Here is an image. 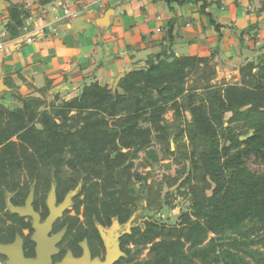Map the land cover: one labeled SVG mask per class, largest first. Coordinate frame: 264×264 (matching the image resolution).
Wrapping results in <instances>:
<instances>
[{
  "label": "trees",
  "instance_id": "1",
  "mask_svg": "<svg viewBox=\"0 0 264 264\" xmlns=\"http://www.w3.org/2000/svg\"><path fill=\"white\" fill-rule=\"evenodd\" d=\"M5 1L4 27L15 38L28 9L23 0ZM151 1L171 13L165 35L145 66L123 72L115 93L93 81L77 96L54 106L45 100L47 88L38 90L41 97H22L13 90L21 105L6 108V114L0 111V208L4 191L19 189L22 170L40 181L48 167L58 187L70 189L82 181L88 217L100 205L97 192L109 195L117 187L115 174L122 169L130 191L143 199L145 213L162 211L175 194L189 201L174 224L146 214L134 225V264H264V170L249 165L264 166V45L239 69L240 86L212 88L211 78L204 77V86L186 88L191 72L202 66L204 75V68L220 53L223 26L209 11L213 2ZM186 5L196 7L216 33L208 56L179 55L174 48L181 28L175 6ZM263 11L264 2L258 14ZM258 24L240 31L241 50L248 49L242 35L256 44L257 32L250 33L258 30ZM48 106L60 121L51 117L48 127L38 128L40 110ZM180 108L189 113V122L181 123ZM170 109L177 123L164 119ZM183 138L187 144L181 143ZM154 144L161 147L163 159L189 165L167 181L171 188L182 179L174 194L168 191L162 199L160 192L147 186L149 174L132 171L142 153L147 161L160 162ZM134 179L147 189L135 191ZM148 245L146 258L138 260Z\"/></svg>",
  "mask_w": 264,
  "mask_h": 264
},
{
  "label": "crops",
  "instance_id": "2",
  "mask_svg": "<svg viewBox=\"0 0 264 264\" xmlns=\"http://www.w3.org/2000/svg\"><path fill=\"white\" fill-rule=\"evenodd\" d=\"M21 1L14 2V0H10L12 3ZM32 1L23 0L25 5ZM34 1L38 2L41 8L49 10V6L51 7L57 0L46 6L40 4L41 0ZM68 1L74 4L73 6L78 11L83 10L84 17L82 21H80V18V20L78 18L69 20L61 17V14H58L56 20L48 11L45 22L49 26L42 35H38L33 39V43L25 44L23 40L14 41L7 46L3 53H0V82L4 86H6L5 84H12L17 87L15 91L22 97H41L38 90L47 88L44 96L45 100L49 94L55 93L56 95L60 92L61 94L54 97V101L51 102L57 100L54 104H58L59 101H68L78 95L83 85H89L93 82L86 83L90 80V77L103 70L101 62H98L97 68L93 70L92 74H87L92 67L90 63L95 54L100 55V50H94L98 40L103 45L100 60L103 59L102 61H106L114 67L112 69H116L117 64L121 63V60L117 58L122 55V51H117V46L120 47V50L124 46L130 61L134 60V45L139 46V49H146V46H149V53L155 54L158 51V44L165 35L164 31L166 30L164 29L167 28L168 19L171 17V13L166 6L153 3L151 0H142V5L132 4L134 0H116V4H119L120 1L126 4L125 9L120 12L121 18L118 20L121 34L118 36L104 35L100 38V34L103 32H100L97 28L93 30L88 24L92 25L91 23L94 20H91V15L98 13L97 18H99L103 16L104 11L108 10L107 0L101 2L98 0ZM207 1L213 2L209 11L215 15L217 22L223 26L220 33L222 35L221 42H224V46L229 44L232 49L235 33L258 22V30L250 33L257 32L256 44L254 45V42L251 41V46H248V43L246 45L248 46L247 51L251 54H254V50H257V53L261 52L259 47L264 45V41L258 39L264 38V11L261 14H258V11L264 0ZM215 3H219L220 8L216 7ZM7 5L8 3L5 0L0 2V11L2 12L0 15V29L6 25L8 20L5 9ZM100 5H103V9L99 8ZM175 13L181 26L177 30L178 36L181 37L179 43H181L182 49L188 52L187 54H181L176 51L177 54L208 56L210 52L207 53L208 46L205 44H216V33L208 20L199 15L198 9L191 5L178 7V9H175ZM60 22L62 24H59ZM134 36L138 37L137 41ZM177 40L176 38L175 43H177ZM221 42L219 47H222V45L220 46ZM175 46L177 45L175 44ZM221 50L223 51V47ZM110 57L113 59L112 61H109ZM112 69L107 70L111 72ZM6 87L9 89L8 91L14 90L8 86ZM5 98L10 102L14 100L12 95Z\"/></svg>",
  "mask_w": 264,
  "mask_h": 264
},
{
  "label": "flooded vegetation",
  "instance_id": "3",
  "mask_svg": "<svg viewBox=\"0 0 264 264\" xmlns=\"http://www.w3.org/2000/svg\"><path fill=\"white\" fill-rule=\"evenodd\" d=\"M48 170L47 167L42 172L40 181L30 179L22 170L19 189L4 191V206L0 208V244L13 245L19 238L23 258L35 261L39 259L37 237H44L45 264H134L132 238L134 225L141 223L138 218L140 210L137 207L134 212V202H121L114 192L119 185L109 195L97 192L100 205L86 217L82 181L70 189L58 187L53 173ZM52 187L54 192H51ZM51 193L54 199L52 208L59 213L47 227L45 222L51 212L47 201ZM128 193L134 196V192ZM67 195H71L70 201L65 204ZM29 198L30 209L38 217L37 227L33 216L14 214L7 206L9 199L13 207L26 208ZM0 257V264H5L7 257Z\"/></svg>",
  "mask_w": 264,
  "mask_h": 264
},
{
  "label": "rangeland",
  "instance_id": "4",
  "mask_svg": "<svg viewBox=\"0 0 264 264\" xmlns=\"http://www.w3.org/2000/svg\"><path fill=\"white\" fill-rule=\"evenodd\" d=\"M1 1L2 0H0V2ZM14 2H17V0H14ZM34 2H36V1L33 0L32 3H34ZM106 3H107V9L112 8L114 10V18H113V22H112V25L109 28V30L107 32L101 33L100 38L104 35L118 36L119 34H121V30L119 29V25H118V20L121 18L120 12L125 9L124 6L126 5L123 1H120L119 4H116V0H107ZM56 4H57V1H55L53 5L56 6ZM132 4L142 5V0H134L132 2ZM175 7L178 9V6H175ZM49 10H50V6H49ZM83 14H84L83 10H79L77 12V18L78 19L80 18L81 19V20L79 19L80 21H82V18L84 17ZM98 15H99L98 13H94L93 16L91 15V20L96 19L98 17ZM59 24H62V23L60 22ZM88 25L90 27H92L93 30H96V28H94L92 25H90V24H88ZM164 30H166V28ZM241 30H243V29H241ZM241 30H238L235 33V37L233 40L234 44H233L232 49H231V45L228 44V45L224 46L223 45L224 42H221L220 46L222 45L223 51L221 50L222 47H220V53L218 55H216L215 58H213V60L208 65V67L204 68V71H205L204 75L201 74L202 66L197 67V69H195L191 72V74L188 76V79L186 82V88L190 87L193 84L198 85V86H204L206 84L204 77L211 78V81L208 84L212 88H224L227 85H237V86L241 85L239 69L241 67H243L247 61L254 59L260 53V52L257 53L258 51L254 50V54H251L247 51V48L242 49V50L240 49L241 47H240V43H239L237 37L240 36ZM228 32H231V31H228ZM157 33H159V32L157 31ZM242 36H243L244 44L246 45L248 43V46H251V44H250L251 39H249L246 35H242ZM135 37H137V36H134V39L137 41L138 37L137 38H135ZM177 39H178L177 43H175L177 46L174 47L175 50L178 53L187 54L188 52L185 49H182V46H180L181 43H179L180 42L179 40L181 39V37L178 36ZM258 40L264 41V38L261 37ZM205 45L208 46V50H206L208 54L210 51H213V49L215 47V45L212 43H208ZM102 46H103L102 43H100L98 40L94 46L95 47L94 50L95 51L100 50L99 51L100 55L98 53H97V55L95 54L94 58L92 59V62L90 63L92 65V67L88 70L87 74H92L93 70L95 68H97L96 66L98 65V62H101L102 66H103V70H101V72H97L95 75H93V77H90V80H88L86 83L89 84L91 81H97L99 84L106 86L108 89L112 88L113 82H114L115 78L118 76L119 72L123 73L125 71L131 70L134 67H143V66H145L146 60L150 56L153 55L152 53H149L150 52L149 46H146V49H139V46L134 45V54H133L134 60L130 61V59H128V57H127L128 52H126L124 46H122L121 50H120V47L117 46L116 47L117 51L118 52L122 51V55H120L117 58V59L121 60V63L117 64V66L115 67L116 69H112L114 67H112L109 63H107L106 61H102L103 59L100 60V56L102 54L101 49L103 48ZM251 50H253V49H251ZM263 53H264V51H263ZM112 60H113L112 58L109 59V61H112ZM107 69H112V70H111V72L110 71L108 72ZM5 85L14 89V90L17 89V87H14L12 84H5ZM13 92H14L13 90L4 91L0 94V105L1 106H3L4 108H10L11 109L14 106L21 105L20 101L17 98L13 97L14 100L12 102L8 101L5 98L6 96H11L13 94ZM196 93L201 94L202 89L196 90ZM59 94H61V93L59 92L56 95H55V93L49 94L48 98L46 99L47 104H48V102L54 101V97H56ZM56 101L57 100H55V102ZM178 102H181V99ZM58 104H60V101L58 102ZM58 104H55L54 106H57ZM55 112H56V110H54L51 107H49V108L46 107L45 109H41L40 110L41 122H39V124H37V127L38 128L48 127V125L51 122V119H50L51 117L54 118V121L59 122L60 116L58 114L56 115ZM180 112H181V116H182L180 118L181 123L189 122L190 121L189 113L183 108H180ZM164 119L166 120V122L168 124L177 123L175 121V118H174V111L171 109L165 114ZM172 130H173L172 132H174L175 129H172ZM13 140H15V138H13ZM178 143H177V145H178ZM181 143L187 144V139L183 138ZM152 148L158 154V157L160 158V162L156 164V163H152L150 161H147L144 157V154L142 153L139 157L140 159H138L135 162L134 168L132 171L137 172L141 176H146L147 174H149V177H148L147 183H146L147 186L151 185L152 190L154 192H160L159 195H160V198L162 199L166 192H168V191L172 192V193L175 192V188H177V186L180 184L182 179H180V181L171 188L167 187V181H169V179L177 176L178 172L180 171V169L183 168V166H189V165L187 163L177 162L174 158L163 159L161 147L159 145L154 144V145H152ZM249 165H250V168H252V169L260 170V171L264 170V166H262V165L255 164L253 162H249ZM132 185H133L135 191H140L141 189H147V187H143V185L135 179H134ZM142 202H143V199L141 198V199H136V203H134V210L137 211V207H138V210H140L138 213L139 219L142 220L143 217L146 216V214H148V215H152L155 219H158L162 222H166L169 224H174L176 222V218L179 215L180 211L182 209H186L189 206V201H188L187 197L183 196V195L179 196L178 194H175L174 197L169 199V205L165 206L164 209L162 211H159V212H146L145 213L141 209ZM149 246L150 245H148L146 247V249L142 251L138 260H143L146 258Z\"/></svg>",
  "mask_w": 264,
  "mask_h": 264
},
{
  "label": "water",
  "instance_id": "5",
  "mask_svg": "<svg viewBox=\"0 0 264 264\" xmlns=\"http://www.w3.org/2000/svg\"><path fill=\"white\" fill-rule=\"evenodd\" d=\"M113 15H114V10L112 8L106 10L104 12L103 16L96 18L92 21V25L97 28L100 32H107L109 28L111 27L112 20H113ZM124 74L119 73L118 76L115 78L113 85H112V92L115 93L117 89V85L119 81L123 78ZM9 89L0 82V94L4 91H8ZM0 111L4 112L5 114L7 113V109L4 108L3 106L0 105ZM115 179L119 187L114 190L116 192L121 200L122 203L124 204H132L133 202L135 203L136 196L129 195L128 192H130L129 185L127 181L124 179L122 175V169H119L116 172ZM51 192H54V187H52ZM73 194V193H72ZM70 196L67 195L65 204L69 203L70 201ZM53 195L52 193L49 195L48 198V205L51 209L50 216L45 222V226L49 227L52 221L56 218L59 212L55 211L52 208V203H53ZM7 206L8 209L14 213L18 214L20 216H33L34 217V225L36 226V223L38 224V217L37 215L33 214V212L30 209V198L26 202V208H15L11 205L9 202V199L7 200ZM37 227V226H36ZM43 238V239H42ZM37 237L38 240V260L35 261H30V260H25L22 256V251H21V241L19 238L16 239V242L13 245H7L3 246L0 244V255L6 256L7 261L5 264H45V239L44 237ZM41 255V257H40Z\"/></svg>",
  "mask_w": 264,
  "mask_h": 264
},
{
  "label": "built area",
  "instance_id": "6",
  "mask_svg": "<svg viewBox=\"0 0 264 264\" xmlns=\"http://www.w3.org/2000/svg\"><path fill=\"white\" fill-rule=\"evenodd\" d=\"M98 1L101 2L105 0ZM73 5L74 4L68 0H57L56 6L52 5L50 10H45L41 8L38 2L26 3L25 8L29 11L26 20L23 22L19 36L13 38L6 31L5 27L0 29V53H3L7 46L14 41L23 40L25 44L33 43V39L38 35H42L44 30L49 26V24L45 22L46 15L49 12L56 20L58 19V14H61V17L69 20L76 19L78 9ZM102 6L100 5L99 8L103 9Z\"/></svg>",
  "mask_w": 264,
  "mask_h": 264
}]
</instances>
